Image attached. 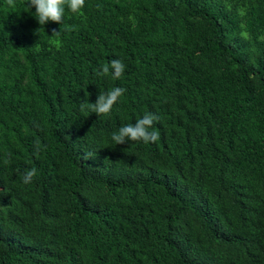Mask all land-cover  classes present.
I'll return each instance as SVG.
<instances>
[{
  "label": "trees",
  "instance_id": "obj_1",
  "mask_svg": "<svg viewBox=\"0 0 264 264\" xmlns=\"http://www.w3.org/2000/svg\"><path fill=\"white\" fill-rule=\"evenodd\" d=\"M34 13L0 0V264H264V0Z\"/></svg>",
  "mask_w": 264,
  "mask_h": 264
},
{
  "label": "clouds",
  "instance_id": "obj_2",
  "mask_svg": "<svg viewBox=\"0 0 264 264\" xmlns=\"http://www.w3.org/2000/svg\"><path fill=\"white\" fill-rule=\"evenodd\" d=\"M29 7L35 8V17L41 26L45 25L47 21H52L58 24L62 23L65 6L73 13H79L84 7L85 0H28ZM10 7H15V0H7ZM53 34H58V31L53 30ZM113 70L114 78L119 79L124 72L125 65L119 59H113L109 65H104L102 70L98 72L99 75H107ZM126 90L121 87H115L107 93H100L95 103L83 102L80 104L82 112L90 110L92 113L99 115H107L110 113L113 105L118 98L123 95ZM158 117L153 113H145L144 116L138 119L135 124H128L119 128L118 132L112 134V140L116 144H124L126 141H139L145 143L155 142L159 139L157 131H149L152 128L154 121ZM36 169L33 168L27 171L24 175V183L31 182L36 175Z\"/></svg>",
  "mask_w": 264,
  "mask_h": 264
}]
</instances>
